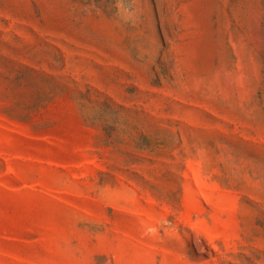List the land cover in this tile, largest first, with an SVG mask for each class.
<instances>
[{
    "label": "rangeland",
    "instance_id": "obj_1",
    "mask_svg": "<svg viewBox=\"0 0 264 264\" xmlns=\"http://www.w3.org/2000/svg\"><path fill=\"white\" fill-rule=\"evenodd\" d=\"M0 264H264V0H0Z\"/></svg>",
    "mask_w": 264,
    "mask_h": 264
}]
</instances>
